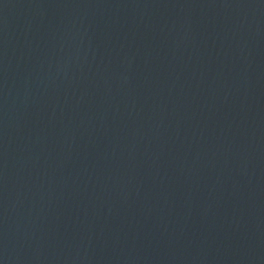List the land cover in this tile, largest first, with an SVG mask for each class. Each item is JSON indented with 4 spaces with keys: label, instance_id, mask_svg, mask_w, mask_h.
I'll return each mask as SVG.
<instances>
[{
    "label": "water",
    "instance_id": "1",
    "mask_svg": "<svg viewBox=\"0 0 264 264\" xmlns=\"http://www.w3.org/2000/svg\"><path fill=\"white\" fill-rule=\"evenodd\" d=\"M0 264H264V0H0Z\"/></svg>",
    "mask_w": 264,
    "mask_h": 264
}]
</instances>
